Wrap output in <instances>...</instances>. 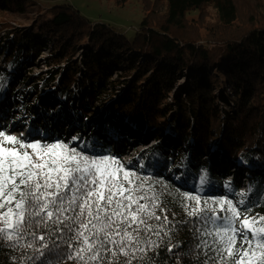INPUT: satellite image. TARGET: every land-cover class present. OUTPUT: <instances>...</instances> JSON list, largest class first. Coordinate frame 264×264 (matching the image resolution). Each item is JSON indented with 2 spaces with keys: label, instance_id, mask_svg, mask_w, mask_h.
<instances>
[{
  "label": "trees",
  "instance_id": "16d2710c",
  "mask_svg": "<svg viewBox=\"0 0 264 264\" xmlns=\"http://www.w3.org/2000/svg\"><path fill=\"white\" fill-rule=\"evenodd\" d=\"M39 1L0 0V46L7 29L6 38L12 35L16 41L15 49L6 50L9 63L0 64V81L6 84L12 77L19 78L22 86L33 79L18 68L20 62L17 75H10V69L22 54L25 58L40 51L38 40H48L59 51L49 62L67 64L46 100L57 102L59 113H67L71 125L76 117L81 126L86 122L100 129L79 144L66 141L58 131L46 142H64L89 156L111 155L138 177H150L174 226L171 244L179 247L168 252V237H164L159 248L132 264H148L150 258L154 264H199L203 259L193 251L195 218L184 212L182 203L191 201L182 200L181 193L197 195L202 202L230 199L237 207L248 208L249 215L264 216V0H143L144 17L133 38L105 24H93L71 5L51 0L50 15L36 25L34 40L20 37L21 31L14 36L17 31L10 22L30 20L33 13L43 12ZM79 46L86 47L82 61L86 71H79L73 61ZM89 53L92 59L86 62ZM113 70L122 74L117 80L111 77ZM185 73L190 92L173 94ZM116 84L124 91L104 105L103 100L115 95ZM226 85L229 102L217 93L224 94ZM23 86L14 93L18 100L25 99L19 91ZM170 95L173 102L168 101ZM97 103L104 107L94 114ZM51 114L43 117L47 124H53ZM141 132L145 134L137 141L144 143L154 136L161 142L128 163L105 136L128 140ZM244 174L250 190L241 196L237 177ZM156 214L161 215L160 210ZM48 243L51 255L45 264H61L58 253L66 255L67 246L55 237ZM45 252L49 256V250ZM21 257L20 251L0 244V264H22ZM44 260L41 257L36 264ZM125 260L120 257L119 264ZM62 264L76 262L63 260Z\"/></svg>",
  "mask_w": 264,
  "mask_h": 264
},
{
  "label": "snow or ice",
  "instance_id": "6c2138e0",
  "mask_svg": "<svg viewBox=\"0 0 264 264\" xmlns=\"http://www.w3.org/2000/svg\"><path fill=\"white\" fill-rule=\"evenodd\" d=\"M149 181L111 155L89 156L64 142L22 141L0 131V244L20 251L22 264L41 257L45 264L53 237L67 246L66 255L58 253L61 264H119L120 257L132 264L164 237L171 252L179 247L171 244L174 226ZM180 196L191 201L181 206L195 218L199 264H264V216L253 217L230 199Z\"/></svg>",
  "mask_w": 264,
  "mask_h": 264
},
{
  "label": "rangeland",
  "instance_id": "374dc122",
  "mask_svg": "<svg viewBox=\"0 0 264 264\" xmlns=\"http://www.w3.org/2000/svg\"><path fill=\"white\" fill-rule=\"evenodd\" d=\"M142 1L143 0H128L123 4L119 3L117 0H53L52 2L56 4L71 5L83 16H85L91 23L105 24L119 33H124L128 38H133L144 17ZM49 2H51V0H42L37 2L41 3L39 5H41L40 7L42 8L43 12L33 13L30 20H24L23 22L11 21L10 24L14 27L13 30L17 31L15 32L14 36L16 34L19 36V31H21L22 35L20 37L23 39L28 38L29 40H34V33L37 31L36 25L39 22H44L47 20L50 15V8H48V6L51 3ZM8 32L9 30L7 29L1 34L4 42H2L0 46L2 47L0 48V64L5 65L8 64L10 60L8 59L9 57L7 49L16 48V41L13 39L14 37L11 35L9 38H6L5 33L7 34ZM37 42L39 43L40 47L42 46L39 48L40 51L37 54H32L27 57L24 56L25 58H21L23 55L22 54L20 58L15 60L12 68L13 70L10 69V75H17L19 70L17 69L16 64L17 62H20L18 68L23 69L29 77L33 78L28 80L26 84H23L24 86L22 85L23 90H19L21 92L23 91L22 94L24 96L23 98L25 99L18 100L15 97L16 94H14L18 93V89L22 87L18 86V84H22L19 78L15 79L12 77L11 81L6 84L0 81V116L3 115L5 118L7 117L9 119L6 122L8 125L3 126L0 131H4L9 135H15L22 141H38L41 144L47 143L46 141L51 140L55 135H53V133L56 131L64 134V137H61L65 138L66 141L73 140L74 144H79V142H87L89 137L93 135V129L91 128V125L86 124L85 122V124L81 126L79 119L76 117L73 119L75 124L71 125V123L65 118V114L67 113H59L60 109L57 102L51 100L48 102L46 100V97L56 90V87L58 86V83L61 79L60 76L63 73L62 71L64 67H66L67 63H60L58 65H53L50 63L49 61L53 57V54H57L59 51H54L53 44L49 43L46 39L38 40ZM77 49L79 52L74 57L73 61L77 63L79 71H86V66L82 64L86 47L79 46ZM90 55L91 54L89 53L86 56V62L91 61L92 57ZM113 69H116V67H113ZM213 74L218 78L221 77L219 72H214ZM111 75L113 80H117L122 74H120V71L118 72L113 70ZM187 77L188 74L185 73L175 85L173 94L182 93L186 95L190 92V80H188ZM77 80L82 81V77L78 75ZM117 85L119 84H116V87L112 88L114 89L113 93H115V95L111 96L108 100H103L104 105L108 103L107 101H112L113 99L119 97V95H121L124 91L122 86ZM228 86L229 85H226V87H224L226 90L224 94L221 93L222 90L217 91L218 95H222V99L227 102L230 101L229 96L231 95ZM34 88L36 89L34 90ZM173 99L174 95H170L168 97V101L170 102H173ZM63 100V98H58L59 103H62ZM223 104L224 103H222V105ZM104 105H99V109H96L94 114L96 111H102ZM225 107H228V105H225ZM50 108L55 112L52 116H50L52 117L53 124H47L45 119H43L46 111L49 113ZM88 111H92V108H89ZM92 115L93 114H89L91 118ZM41 131H43V134H40ZM104 131L105 128L103 129V132ZM105 136L107 138L106 140L111 139L106 134ZM142 136L143 133H140L139 135L135 133L134 135L132 134L131 138L128 140L116 138L111 144L113 145V149L118 154H120L122 157L121 159L125 163H128L134 159H139L143 152L155 150L157 145L161 142L159 138L156 139L154 136L153 138H151V136L148 137V140L144 143L137 141L138 137L139 139H142ZM178 163H180V161H177V165H179ZM228 167L229 166L225 165L227 170L229 169ZM231 172L235 173L236 170L232 169ZM237 178L241 182L239 193L248 192L250 190V186L248 180L245 178V174L244 177L240 176ZM227 180H231L230 177L227 178ZM158 212L159 210L157 209L156 213Z\"/></svg>",
  "mask_w": 264,
  "mask_h": 264
},
{
  "label": "bare ground",
  "instance_id": "6f19581e",
  "mask_svg": "<svg viewBox=\"0 0 264 264\" xmlns=\"http://www.w3.org/2000/svg\"><path fill=\"white\" fill-rule=\"evenodd\" d=\"M47 112V111H46ZM49 113L51 114L52 112H51V108L49 109ZM48 113V114H49ZM52 115V114H51ZM85 124V123H84ZM92 129H93V131H96V130H99L100 129V127H99V125H95V126H93V127H91ZM141 133H143V135L145 134V132H141ZM149 132H147V134H148ZM147 134H146V136H145V138L147 137ZM143 137V136H142ZM123 140H125V139H123ZM112 141H114V140H108V143H112Z\"/></svg>",
  "mask_w": 264,
  "mask_h": 264
}]
</instances>
